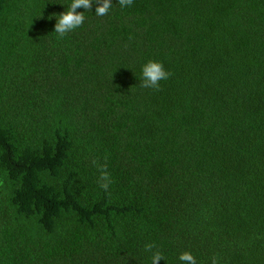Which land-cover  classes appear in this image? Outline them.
<instances>
[{
	"label": "trees",
	"instance_id": "trees-1",
	"mask_svg": "<svg viewBox=\"0 0 264 264\" xmlns=\"http://www.w3.org/2000/svg\"><path fill=\"white\" fill-rule=\"evenodd\" d=\"M71 2L0 0V264H264V0Z\"/></svg>",
	"mask_w": 264,
	"mask_h": 264
},
{
	"label": "clouds",
	"instance_id": "clouds-1",
	"mask_svg": "<svg viewBox=\"0 0 264 264\" xmlns=\"http://www.w3.org/2000/svg\"><path fill=\"white\" fill-rule=\"evenodd\" d=\"M93 2L97 5L95 13L98 16L107 15L112 6V0H72L66 11L59 13L58 15L56 13L53 14L54 16H57L54 32L63 38L67 33L82 26L85 20L84 12H78L77 9L82 7L86 10H91ZM133 2L134 0H118V3L122 7L131 6ZM49 18L51 19V17ZM170 76L171 73L165 69L162 62L149 60L142 66L141 86L159 91L160 82L162 80H167ZM93 163L96 164L97 161H93ZM99 167L101 170V175L99 177L100 187L107 191L112 183L111 176L107 171L106 165H100ZM154 247V244L148 243L145 245V251L152 252ZM162 258L164 257L159 251L153 252L152 264H158ZM179 260L183 262V264H197L196 258L191 251L182 252L179 255ZM212 264H217L216 257H213Z\"/></svg>",
	"mask_w": 264,
	"mask_h": 264
}]
</instances>
